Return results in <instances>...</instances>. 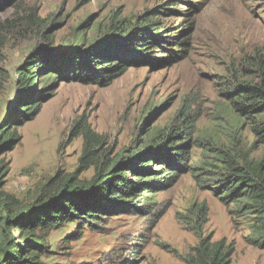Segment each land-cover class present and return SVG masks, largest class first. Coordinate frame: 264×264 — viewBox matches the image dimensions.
Returning a JSON list of instances; mask_svg holds the SVG:
<instances>
[{"label":"rangeland","instance_id":"rangeland-1","mask_svg":"<svg viewBox=\"0 0 264 264\" xmlns=\"http://www.w3.org/2000/svg\"><path fill=\"white\" fill-rule=\"evenodd\" d=\"M144 20L172 33L184 30L181 59L166 63L172 55L156 52L104 87L57 82L39 115L18 130L20 143L2 156L9 172L0 180V205L23 212L42 200L47 186L79 170L85 140L72 137L77 124L102 136L99 161L128 155L152 134L172 130L174 143L187 144L188 152L175 184L136 204L147 212H108L92 226L69 222L41 234V263L186 264V255L211 236L233 244L232 264H264V252L244 240L248 219L232 215L234 206L214 195L225 178V153L264 158L230 94L261 79L264 0H10L0 6V128L15 105L17 70L31 53L63 56L97 44L113 25L138 27ZM161 167L169 168L164 161L152 165ZM94 175L92 166L79 179ZM7 212L0 208L1 220ZM1 230L4 264L19 235Z\"/></svg>","mask_w":264,"mask_h":264},{"label":"trees","instance_id":"trees-1","mask_svg":"<svg viewBox=\"0 0 264 264\" xmlns=\"http://www.w3.org/2000/svg\"><path fill=\"white\" fill-rule=\"evenodd\" d=\"M9 1L0 0V6H6ZM144 21L138 27L124 29L120 26L122 22L113 25L110 35L97 44L86 48L81 46L63 56L39 51L27 57L17 70V97L12 114L0 128V180L9 172V165L2 156L12 152L20 143L18 130L39 115L57 82L104 87L129 68L138 67L150 56L154 57L156 52L172 55L166 63L181 59L177 54L185 51L179 48L188 45L182 37L184 30L172 33V29L168 30L155 21ZM260 75L259 83L240 85L230 94L235 97L236 112L250 122L253 135L264 146V67ZM81 135L85 146L76 173L58 184L47 186L49 190L42 200L23 212H14L6 205H0L8 211L7 217L0 219V247L7 243L3 239V225L7 231L14 230L19 235L4 264H42L40 259L44 254L45 240L41 234L63 227L65 223L85 227L98 224L103 215H109L108 212L133 209L147 212V207L136 204L173 186L182 169L180 163L188 153L187 144L174 143L176 134L171 130L165 135L152 134L145 145L128 151V155L99 161L95 155L96 148L103 141L102 136L84 122L77 124L72 133V137ZM161 161L171 169L152 168ZM222 162L225 178L214 189V195L224 205L234 206L232 215L248 219L249 232L244 240L248 246L264 252V158L255 161L248 154L225 153ZM92 166L95 167L92 180L81 181L79 175ZM2 183L0 181V190ZM233 253V244L226 239L213 242L208 236L186 255L185 262L232 264Z\"/></svg>","mask_w":264,"mask_h":264}]
</instances>
